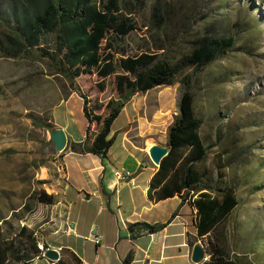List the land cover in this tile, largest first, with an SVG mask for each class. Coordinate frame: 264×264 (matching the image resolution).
<instances>
[{
  "label": "rangeland",
  "instance_id": "1",
  "mask_svg": "<svg viewBox=\"0 0 264 264\" xmlns=\"http://www.w3.org/2000/svg\"><path fill=\"white\" fill-rule=\"evenodd\" d=\"M135 5L139 15L133 46L152 50L167 45L170 60L189 54L199 37L235 40L226 56L195 77L190 70L182 77L191 78L194 111L202 122L200 136L209 147L206 161L197 168L232 186L238 200L225 223L229 255L236 264H264V0H138ZM153 6L169 11L165 34L151 25ZM182 77L171 87L149 91L135 104L154 100L173 118ZM94 81L81 82L89 86ZM111 95L108 87L91 98L106 102ZM68 96L44 66L0 58V231L13 248H21L29 236L40 250L44 238H50L52 206L33 199L39 191L45 192L44 182L37 178V158L58 160L60 152L49 144L50 132L35 125L38 121L52 125L53 118L56 126L69 128L72 138L83 137L86 122L80 100L73 96L57 106ZM122 124L119 120L113 130ZM161 126L163 133L165 124ZM219 130L223 135L236 132L241 139L245 153L238 162L224 154L221 141L216 144ZM118 144L113 151L119 157Z\"/></svg>",
  "mask_w": 264,
  "mask_h": 264
},
{
  "label": "trees",
  "instance_id": "2",
  "mask_svg": "<svg viewBox=\"0 0 264 264\" xmlns=\"http://www.w3.org/2000/svg\"><path fill=\"white\" fill-rule=\"evenodd\" d=\"M133 2L0 0V58L44 66L64 91L80 100L86 122L84 139L81 143L67 142L65 149L95 156L103 166L114 143V136L109 137L111 126L134 96L171 87L188 70L195 77L235 46L232 38L199 37L193 41L190 53L176 61L167 58V45L152 50L135 47L132 37L138 32L139 10L135 5L138 0ZM150 22L165 34L168 9L153 6ZM92 78L95 81L89 86L81 82L89 83ZM179 85L177 113L166 129L168 153L150 180L147 196L156 203L178 197L181 206L188 207L194 241L207 258L203 264H236L229 255L225 223L238 200L232 186L198 170L197 166L207 159L209 147L200 136L202 122L194 111L191 78L182 77ZM108 87L112 95L106 102L91 98L105 93ZM36 125L54 132L50 123L38 121ZM240 140L236 132L223 135L219 130L216 134V144L221 141L224 154L236 162L245 153ZM101 193L107 197L103 190ZM33 199L43 206L54 204V197L44 191ZM163 227L135 223L128 229L136 234H154ZM41 246L39 250L37 242L28 236L21 248H13L4 242L0 231V264H28L48 250L45 244ZM123 264H130V258Z\"/></svg>",
  "mask_w": 264,
  "mask_h": 264
},
{
  "label": "crops",
  "instance_id": "3",
  "mask_svg": "<svg viewBox=\"0 0 264 264\" xmlns=\"http://www.w3.org/2000/svg\"><path fill=\"white\" fill-rule=\"evenodd\" d=\"M146 94L134 96L113 122L109 137L114 134V143L105 166L97 157L74 154L69 148L60 153L58 160L37 158V178L44 182L45 192L54 197L48 226L50 238H44L42 244L55 250L58 259L49 261L43 253L28 264H123L127 257L130 264H203L207 260L205 255L198 263L192 260L198 244L188 207L181 206L178 197L156 203L147 196L158 168L150 161L148 150L153 145L165 147L166 129L173 118L154 100L146 101V105L143 100L135 104ZM73 96L69 94L57 106ZM119 120L124 124L114 131ZM52 126L54 131L65 134L66 144L84 139L69 136V128L56 126L53 118ZM117 144L119 157L113 151ZM57 166L62 167V175L55 171ZM115 172H129L130 178L116 181ZM175 211L178 213L172 218ZM135 223L164 227L154 234H136L128 229ZM82 239L84 243H79Z\"/></svg>",
  "mask_w": 264,
  "mask_h": 264
},
{
  "label": "water",
  "instance_id": "4",
  "mask_svg": "<svg viewBox=\"0 0 264 264\" xmlns=\"http://www.w3.org/2000/svg\"><path fill=\"white\" fill-rule=\"evenodd\" d=\"M50 142H52L55 151L56 152H63L65 147H66V138L65 134L60 131H54L53 133L50 134L49 136ZM168 150L165 147H161L159 145H153L149 150H148V157L150 161L155 165L156 167H159L160 162L162 159L167 155ZM204 257V252L201 249L199 245H197L193 249V254H192V260L193 262H200L202 261ZM44 258L49 260V261H55L58 259V253L55 250H46L44 252Z\"/></svg>",
  "mask_w": 264,
  "mask_h": 264
},
{
  "label": "built area",
  "instance_id": "5",
  "mask_svg": "<svg viewBox=\"0 0 264 264\" xmlns=\"http://www.w3.org/2000/svg\"><path fill=\"white\" fill-rule=\"evenodd\" d=\"M56 171H58V173H60L61 175L63 174V169L61 166L60 167L57 166ZM114 178L116 181H120V182L125 181V180L130 178V173L129 172H115ZM96 241H97V239H96Z\"/></svg>",
  "mask_w": 264,
  "mask_h": 264
}]
</instances>
